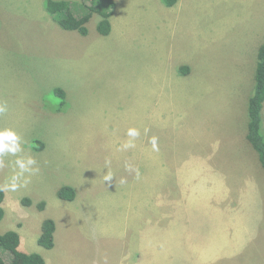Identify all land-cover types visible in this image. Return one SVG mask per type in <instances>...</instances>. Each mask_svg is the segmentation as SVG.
<instances>
[{"label": "rangeland", "instance_id": "rangeland-1", "mask_svg": "<svg viewBox=\"0 0 264 264\" xmlns=\"http://www.w3.org/2000/svg\"><path fill=\"white\" fill-rule=\"evenodd\" d=\"M70 1L80 16L90 5ZM115 1L111 33L98 31L94 12L85 36L62 28L45 0H0V102L8 105L0 130L13 128L23 148L0 157V185L17 157L40 169L27 187L5 191L0 230H18L20 248L47 264H120L142 260L143 245L158 255V235L177 224L175 233L192 227L210 245H246L240 258L264 264V168L246 138L264 0ZM130 128L140 133L135 147L120 150ZM65 185L74 200L58 197ZM241 193L254 194L255 211L232 235L245 244L229 243L240 222L226 203ZM47 217L57 223L50 249L38 242Z\"/></svg>", "mask_w": 264, "mask_h": 264}, {"label": "trees", "instance_id": "trees-1", "mask_svg": "<svg viewBox=\"0 0 264 264\" xmlns=\"http://www.w3.org/2000/svg\"><path fill=\"white\" fill-rule=\"evenodd\" d=\"M82 6L86 5V0H81ZM90 5L86 6L87 11L77 15L72 8L70 0H45L46 11L59 23V25L67 30H77L82 35L89 34L88 22L92 18L94 12H99L102 19L98 24V31L103 35H109L112 31L111 17L116 7L115 0H89ZM166 6H174L178 0H162ZM183 72L188 71V67L181 68ZM62 99L65 105L66 91L62 87L54 89ZM263 108H264V42L258 50V61L255 73V85L253 92L248 100V124L246 138L258 155L259 162L264 168V126H263ZM36 149H42L43 142L35 140ZM58 197L66 200H74L76 191L71 185H65L58 190ZM6 192L0 191V223L3 221L6 210L4 201ZM24 203L29 205L31 200L24 199ZM41 209L45 208V203L39 204ZM57 223L54 218L47 217L42 222V231L38 239L41 246L45 248H53L55 246V232ZM21 235L17 230L10 229L5 232L0 230V248L9 251L13 258L7 262L2 254H0V264H47L45 257L38 252H26L21 248Z\"/></svg>", "mask_w": 264, "mask_h": 264}, {"label": "crops", "instance_id": "crops-1", "mask_svg": "<svg viewBox=\"0 0 264 264\" xmlns=\"http://www.w3.org/2000/svg\"><path fill=\"white\" fill-rule=\"evenodd\" d=\"M254 182H256V185L258 186L259 180L255 179ZM253 195L254 194H245V193H241L238 195H232V194L229 195L228 202L226 203V206L228 208V218L230 219L231 217L230 214H232V211H234L236 214V218H239V222H240L238 230L233 232V234L230 233L231 237L229 243L238 242L239 244H245V240L242 241L243 235H239V237H232V235H238L244 233V231L241 228V220L244 214H246L248 218H251V213L255 211V208L249 209L250 207L249 203H251L250 197H252ZM233 199L236 202L238 201V203L232 202L231 200ZM236 218H234V222ZM173 225H175L174 229H172V227H166L165 229L162 230L163 234H161L160 236L158 235L159 238L158 251H157L158 255H150L151 247L147 245H143L142 250H144L145 247L147 250L143 251L145 257L142 260H133V261L121 260L120 264H135V262L137 264H217L220 260H223L222 262H220V264L227 263V261L229 262L228 264H230L231 260L233 262L232 264H246V262L240 258L241 257L240 255L242 254V251L243 249H245L246 245L236 246L237 248L235 246L227 248V246L224 245V243L226 242L219 244L218 246L210 245L211 244L210 242L208 241L204 242V233L198 234L199 230L195 231V229L191 227L190 229H186L185 235L184 233L180 235L175 232L177 231V228H181V225H177V224H173ZM231 227H234V223L229 225V228ZM231 238L234 240H232ZM246 244H248V242ZM183 245L185 246L187 245L188 247L187 250L190 249L191 255L188 256L180 255V257L173 256L174 252L180 250L183 247Z\"/></svg>", "mask_w": 264, "mask_h": 264}, {"label": "clouds", "instance_id": "clouds-1", "mask_svg": "<svg viewBox=\"0 0 264 264\" xmlns=\"http://www.w3.org/2000/svg\"><path fill=\"white\" fill-rule=\"evenodd\" d=\"M8 111V105L6 102H0V115L5 114ZM139 130L136 128H130L127 135L133 139L125 142L120 150H128L135 147L134 138L139 136ZM153 150H158L157 138L151 139ZM23 152L22 138L13 128H4L0 130V157L4 154H10L15 156L17 153ZM36 160L31 156L27 158L17 157L15 160V169L11 177L3 185H0V191H16L21 187H27L31 182V177L37 175L40 171L36 165ZM3 165V161L0 160V166ZM126 169L129 171H135L137 178H139V170L134 169L132 165L126 164ZM27 174V175H26ZM112 179L111 173L105 176V180ZM126 180L122 179L121 183H125Z\"/></svg>", "mask_w": 264, "mask_h": 264}]
</instances>
